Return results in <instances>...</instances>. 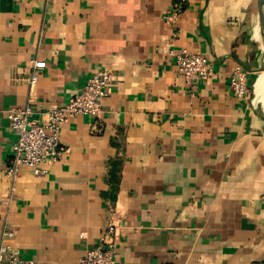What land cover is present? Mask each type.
Segmentation results:
<instances>
[{
	"label": "crops",
	"instance_id": "obj_1",
	"mask_svg": "<svg viewBox=\"0 0 264 264\" xmlns=\"http://www.w3.org/2000/svg\"><path fill=\"white\" fill-rule=\"evenodd\" d=\"M180 48L211 78L184 79ZM263 57L260 0H0V242L10 230L19 257L78 264L112 219L114 264H264V120L228 85L243 71L250 87ZM101 69L100 113L63 124L59 160L11 192L6 111L31 98L43 123Z\"/></svg>",
	"mask_w": 264,
	"mask_h": 264
},
{
	"label": "built area",
	"instance_id": "obj_2",
	"mask_svg": "<svg viewBox=\"0 0 264 264\" xmlns=\"http://www.w3.org/2000/svg\"><path fill=\"white\" fill-rule=\"evenodd\" d=\"M176 12L166 15V21H172ZM169 56L174 60L176 71L184 79L206 80L214 74L209 58L199 52L186 48L169 50ZM34 72L28 82L37 79L36 71L45 67L44 61H32ZM112 82L110 71L101 69L93 72L84 85L64 104L50 107L46 111V120L41 123L32 118L31 98L20 107L6 111L9 127L15 135V144L8 163L3 168L4 176L11 182L10 191L14 190V181L23 168L31 171L35 177L48 173V166L59 160L64 149L59 143L61 126L80 115H97L102 108V102L107 96V87ZM229 88L239 98H249L250 87L247 75L243 71L234 72L229 78ZM13 231L2 234L0 242V264H35L33 259H23L13 252L9 243ZM117 240V227L112 219L105 225L99 243L86 249L79 258L78 264H114V250Z\"/></svg>",
	"mask_w": 264,
	"mask_h": 264
},
{
	"label": "bare ground",
	"instance_id": "obj_3",
	"mask_svg": "<svg viewBox=\"0 0 264 264\" xmlns=\"http://www.w3.org/2000/svg\"><path fill=\"white\" fill-rule=\"evenodd\" d=\"M252 96H253V102L255 103V106L257 107V109H259L260 111L263 110L262 112H264V68L261 71V73L256 77V80L253 86Z\"/></svg>",
	"mask_w": 264,
	"mask_h": 264
},
{
	"label": "water",
	"instance_id": "obj_4",
	"mask_svg": "<svg viewBox=\"0 0 264 264\" xmlns=\"http://www.w3.org/2000/svg\"><path fill=\"white\" fill-rule=\"evenodd\" d=\"M260 20H261V26H262V31L264 35V0H260ZM252 92V93H251ZM250 94L253 95V88L250 90ZM253 100V96H252ZM259 116L264 120V112H259Z\"/></svg>",
	"mask_w": 264,
	"mask_h": 264
},
{
	"label": "rangeland",
	"instance_id": "obj_5",
	"mask_svg": "<svg viewBox=\"0 0 264 264\" xmlns=\"http://www.w3.org/2000/svg\"><path fill=\"white\" fill-rule=\"evenodd\" d=\"M258 74H259V72H258ZM257 76H258V75H257ZM257 76H256V77H257ZM255 80H256V79H254L253 83H251L250 90H252V88H253V86H254V83H255ZM251 93H252V92H251ZM250 98H252V95H251V94H250Z\"/></svg>",
	"mask_w": 264,
	"mask_h": 264
}]
</instances>
